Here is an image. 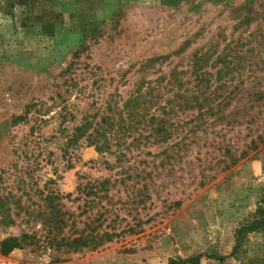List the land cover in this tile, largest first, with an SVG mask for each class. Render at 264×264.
I'll use <instances>...</instances> for the list:
<instances>
[{
	"label": "rangeland",
	"instance_id": "1",
	"mask_svg": "<svg viewBox=\"0 0 264 264\" xmlns=\"http://www.w3.org/2000/svg\"><path fill=\"white\" fill-rule=\"evenodd\" d=\"M247 1L27 0L10 8L7 0H0V198L7 199L16 222L2 224L6 214L0 209V243L27 231L22 225L30 218L26 211L40 202L41 191L74 193L84 182L81 177L109 175L105 166L96 171L92 164L116 162L83 144L71 159L63 156L66 134L94 101V79L86 64L100 69L97 75L106 85L119 72L170 54L186 41L193 43L188 54L215 42L221 51L231 40L241 52L233 60L234 79L225 85L235 97L222 104L227 105L226 114L232 111L231 121L203 127L195 142H186L187 152L174 155V163L154 157L157 167L146 168L152 174L148 182L153 199L142 215L143 220L151 218L142 233L82 254L45 250V244L15 250L12 257L0 252V264H168L199 255L201 264H264V228L247 230L261 220L264 207V7H259L264 0L257 1L259 12L251 25L236 30V9ZM96 31L100 34L92 39ZM82 45L87 49L75 76L80 90L65 93V87L58 88L60 73ZM126 80L127 85L114 83L96 98L105 99L102 94L106 97L116 85L124 95L136 81L134 71ZM29 105L36 107L27 121L13 126ZM65 105L76 121L69 116L61 126ZM168 147L151 150L155 155ZM146 151L135 154L138 158L131 164L152 161ZM162 161L174 165L163 167ZM239 236L241 246L231 256Z\"/></svg>",
	"mask_w": 264,
	"mask_h": 264
},
{
	"label": "trees",
	"instance_id": "2",
	"mask_svg": "<svg viewBox=\"0 0 264 264\" xmlns=\"http://www.w3.org/2000/svg\"><path fill=\"white\" fill-rule=\"evenodd\" d=\"M257 1L248 0L236 9V30L251 25L259 12L254 8ZM26 2L27 0H7V7L15 8ZM259 7H264V4ZM97 34L100 32L96 31L92 39ZM234 42L235 40H231L226 43L221 51L219 42H215L198 47L188 54L193 43L186 41L170 54L149 58L133 65L127 72H119L118 79L111 77L106 85V80L97 75L100 69L86 64L84 68L90 70L89 74L94 79L90 95L94 101L82 113L80 121L66 134L63 156L71 159L76 148L83 144L94 147L99 155L114 157L116 162L110 165L105 160L98 166L92 164L96 171L105 166L109 175L81 177L84 182L74 193L65 195L54 189L41 191L40 202H33L26 211L30 218L22 225L27 231L20 236L6 237L0 243L1 254L9 256L15 250L40 247L41 244L48 246L43 247L45 250H52L54 247L74 254L96 252L127 236L142 233L143 226L151 221V218L143 220L142 215L146 212V204L153 199L148 182L152 174L146 168L157 167L154 157L165 156L174 163V155L178 157L179 152H187L189 145L186 142L190 139L195 142L198 133L203 132V127H215L224 120L231 121L232 111L226 114L227 105L222 107V104L235 97L233 92L225 91V85L234 79L236 67L233 66V60L241 53L233 45ZM245 42L246 45L249 44V36ZM86 49L82 45L73 54L74 60L60 73L63 82L58 88L65 87V93L78 89L80 85V80L75 76L81 66L79 59ZM248 53L247 50L245 54ZM132 71L136 75V81L123 95L119 87L129 83L126 76ZM114 83L121 86L116 85L114 91L106 97L102 94L105 99L96 98V93L101 95L102 89H107ZM254 96L259 101L261 94ZM35 107L27 106L23 115L14 118L13 126L27 121L31 108ZM61 114V126L68 122L69 116L76 121V117L67 111L66 105L62 107ZM258 139L261 140L262 136ZM164 144L169 147L154 155L151 149ZM143 149H148L145 156L151 157L152 161L143 160L138 164L135 161L131 164V159L136 160ZM246 154L247 152L242 156ZM168 163L162 161L161 166L165 167ZM172 163H169L171 167L174 165ZM6 200L0 198V209L6 214L1 223L14 226L16 222L10 217ZM68 204L75 207H69ZM260 218V221H254L247 228L249 232L264 228V207L260 210ZM241 237L239 236L231 256L241 246ZM202 257L203 255L170 259L168 264H201Z\"/></svg>",
	"mask_w": 264,
	"mask_h": 264
},
{
	"label": "built area",
	"instance_id": "3",
	"mask_svg": "<svg viewBox=\"0 0 264 264\" xmlns=\"http://www.w3.org/2000/svg\"><path fill=\"white\" fill-rule=\"evenodd\" d=\"M9 264H25V263H19V262H10Z\"/></svg>",
	"mask_w": 264,
	"mask_h": 264
},
{
	"label": "crops",
	"instance_id": "4",
	"mask_svg": "<svg viewBox=\"0 0 264 264\" xmlns=\"http://www.w3.org/2000/svg\"><path fill=\"white\" fill-rule=\"evenodd\" d=\"M13 254H15V252L12 253L11 257L13 256ZM16 256V255H15Z\"/></svg>",
	"mask_w": 264,
	"mask_h": 264
}]
</instances>
